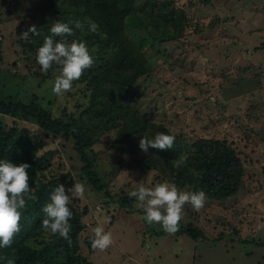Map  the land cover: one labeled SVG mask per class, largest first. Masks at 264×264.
Masks as SVG:
<instances>
[{
	"label": "rangeland",
	"instance_id": "rangeland-1",
	"mask_svg": "<svg viewBox=\"0 0 264 264\" xmlns=\"http://www.w3.org/2000/svg\"><path fill=\"white\" fill-rule=\"evenodd\" d=\"M171 2L186 10L188 23L179 39L164 44L172 56L153 60L157 69L140 81L144 95L139 107L188 141L200 137L225 140L247 168L242 197H206L200 211L184 206L179 227L195 226L202 232L197 239L179 234V228L169 234L160 224H148L136 198L125 204L134 188L160 182L157 171L145 173L138 143L128 147L131 142H125L124 151L117 153L112 139L104 143L112 133L98 138L90 153L102 158L99 172L107 187L97 190L82 177L83 163L74 141L55 137L30 120L1 113L0 119L26 126L33 136L39 134L44 142L40 153L57 150L52 157L54 168L72 173L85 185L84 198L71 199L82 212L84 226L76 240L83 264H264V45L259 47L264 42V0ZM17 3L0 0V95L38 100L57 115L65 108L77 111L74 87L63 96L54 95L53 73L41 71L36 53L20 38L36 25L40 35L33 37V45L38 49L44 37L51 35L55 20L43 12L41 0H21L15 8ZM66 4H59L57 16L69 10ZM149 53L155 56V51ZM74 183L69 180L66 188ZM98 224L113 238L103 251L93 249L89 239L91 228ZM58 236L42 227L31 243L42 248Z\"/></svg>",
	"mask_w": 264,
	"mask_h": 264
},
{
	"label": "trees",
	"instance_id": "trees-1",
	"mask_svg": "<svg viewBox=\"0 0 264 264\" xmlns=\"http://www.w3.org/2000/svg\"><path fill=\"white\" fill-rule=\"evenodd\" d=\"M19 3L21 0H18L15 8H19ZM62 3H67L69 10L64 9L57 16L55 12L60 10L58 7ZM171 3V0H41L43 12L49 13L52 20L72 22L69 26L73 28L74 35L67 37L69 42L74 39L84 41L90 51L95 49L91 52L93 66L73 82L78 109L71 112L65 108L60 115L56 114L57 118H53L52 108L38 100L12 99L0 95V113L33 121L55 137L74 141L83 163L82 177L97 190L107 187L99 172L102 158L98 159L90 153L98 138L112 133L104 143L112 139L114 152L121 153L125 142H131L128 147H135L143 136L153 139L157 132H164L175 137L172 148L159 150L150 147L147 153L141 149L137 151L141 160L145 158V173L155 170L160 182L174 183L184 191H203L211 199L242 197L246 192L247 168L230 143L214 137L188 141L157 122L149 110L142 111L139 107V98L144 95L139 88L140 81L149 78L157 69L158 66L153 63L157 57L169 59L172 56L164 44L179 39L184 24L188 23L186 10ZM89 19L99 25L100 34L88 31ZM75 21L84 24L83 30L75 28ZM31 36L28 43L24 40V44L36 53L33 45L36 35ZM59 39L56 37V40ZM263 45L264 42L259 47ZM150 50L155 51V56L152 57ZM55 67L58 69L53 64L47 73H54ZM43 147L44 142L39 139V134L33 136L26 126L9 124L0 119V160L31 165L26 171L31 195L34 196L28 201L27 209L22 211L21 230L15 235L11 246L0 248V264L84 262V258L77 253L76 240L84 226L82 212L72 201L68 205L72 212L69 221L71 243L60 236L42 248L31 243L42 228L43 208L50 202L52 191L60 184L66 188L67 182L73 180L72 173H63L54 168L52 157L57 150L40 153ZM181 155H186L187 161L181 167H174L173 162ZM117 168L120 170L121 167ZM133 198L128 197L125 204L131 203ZM179 234L197 239L202 232L190 224L182 229L179 227ZM40 242L44 243V240Z\"/></svg>",
	"mask_w": 264,
	"mask_h": 264
},
{
	"label": "clouds",
	"instance_id": "clouds-1",
	"mask_svg": "<svg viewBox=\"0 0 264 264\" xmlns=\"http://www.w3.org/2000/svg\"><path fill=\"white\" fill-rule=\"evenodd\" d=\"M68 23L57 20L50 28L51 35L44 37L42 46L37 49L36 61L41 66V71L47 73L53 64L58 66L53 73L54 80L50 82L52 93L57 97L63 96L72 90L73 82L79 80L83 72L91 68L94 58L91 54L95 49L89 50L86 42L72 40L68 36L74 35V30ZM75 28L83 30L84 24L75 21ZM88 31L99 33V25L89 19ZM31 35L39 36L36 25H31L23 31L20 38L28 41ZM54 37H60L56 40ZM53 118H57L53 111ZM175 137L164 132H157L153 139L143 136L139 141L140 149L147 153L149 148L167 150L173 147ZM187 161L186 155L173 162L174 167H181ZM31 165L28 163L15 164L9 160H0V248L10 247L16 234L21 230L20 220L22 211L28 207V201L34 199L29 185V174L26 171ZM74 186L67 189L71 196L66 194L64 184L55 187L50 196V202L43 208L44 217L42 227L52 234H58L71 243L69 223L72 212L68 207L72 198L83 199L85 185L75 176ZM130 197H135L139 206L145 213L144 219L148 224H160L169 234L178 231L182 219L183 208L191 205L195 211H200L205 204L206 195L203 191L188 192L180 190L176 184L168 181L157 182L154 187L141 184L129 192ZM90 243L93 249L101 251L108 249L113 243L112 233L98 224L91 228Z\"/></svg>",
	"mask_w": 264,
	"mask_h": 264
}]
</instances>
